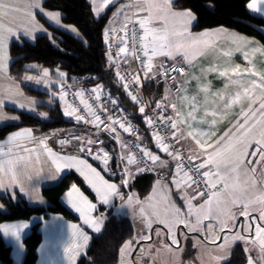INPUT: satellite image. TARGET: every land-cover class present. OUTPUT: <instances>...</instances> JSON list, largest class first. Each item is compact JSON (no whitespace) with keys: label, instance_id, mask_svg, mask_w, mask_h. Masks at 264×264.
Segmentation results:
<instances>
[{"label":"snow or ice","instance_id":"1","mask_svg":"<svg viewBox=\"0 0 264 264\" xmlns=\"http://www.w3.org/2000/svg\"><path fill=\"white\" fill-rule=\"evenodd\" d=\"M111 2V0H102L99 6L96 5V0H92L94 5L93 11L99 15L100 12ZM125 7H134L137 11L131 15L125 13L124 24L120 31H123L125 36L121 42L125 45L119 47L117 56L121 53L129 51L127 44L128 39H131V55L137 59H141V65L144 70V76L148 80L154 79L158 72L154 71L158 67L160 72H168V79L175 81V76L171 75L174 69L165 67L161 62L155 66L153 60L158 56H167L174 58L175 55L183 54L186 62H190V53L200 54L205 48L210 46V41L204 39L208 37L209 33H203L200 36H192L188 31L189 23L194 19L190 11H175L173 8V0H135V4L126 5ZM246 7L256 13H264V0H250ZM39 9L44 12L41 7V0H0V75L7 71V43L11 38L23 34L26 37H31L34 32L42 30L39 23L36 21L34 11ZM144 13V15H140ZM50 20L59 24L58 13H44ZM131 25V27H129ZM138 25V28L136 27ZM75 31V29H72ZM115 31V29H112ZM129 33L131 34L129 37ZM105 42L108 43L109 30L104 32ZM232 39L237 42L236 51H241L239 44H250L245 37L232 34ZM203 45V47H201ZM253 53L259 52L264 55V46L252 47ZM243 56L245 60L249 58V52L244 51ZM224 56H230V52L223 53ZM108 60L116 63V75L123 80L124 77L119 71V63L113 61L111 51H109ZM127 63V60H125ZM251 63V61H249ZM35 67V66H33ZM214 70V69H210ZM151 74V75H150ZM43 77L49 76V70L43 69ZM61 77L64 73H59ZM220 77L227 79L224 90L218 91L213 95L216 100L213 101L214 108L209 110L208 87L201 88L205 93V117L211 116V121L201 120L199 123H209V127L217 124V117L223 118L230 114L234 106H239V112L236 114V119L231 127L224 132L222 136L215 140L214 143L208 144L207 148L201 143L196 135L212 137L216 133L214 131L204 132L202 130L194 132L189 130L186 135L184 130L180 129L178 125L186 124L187 129H192L193 124L188 121H196L195 113L198 110L197 97L189 98L187 95L183 97L184 100H190V111L187 113V118L177 109L175 103L165 105L164 101L169 99L170 89H166V95L161 101L155 103L153 108V115H145V120L149 125H154L160 128L161 131L169 133L168 135H160L159 132L154 133V139L157 147L166 153L172 161L175 162V171L171 183L176 189L181 190L184 195L182 199L186 200V210H181L172 201L170 189L167 184L160 180L156 181L159 187V193L154 188L153 195H150L141 201L134 194H130L127 198L129 206L133 204L139 206V212L143 217L146 227L150 230L153 223L162 224L167 228V236L172 244H177L174 229L176 225L183 224L190 232H198L203 236V241L200 243L209 249L208 255L210 261H215L219 264L222 259L219 255H213V249L209 245L215 246L216 249H224L235 241L249 242L252 246L257 247L260 259L264 260V187L257 188L256 180L254 179L257 169L252 167L253 160L249 157L259 156V163L264 167V72H257L254 68L241 69L240 65H235L231 68H225L219 72ZM11 79V77H7ZM28 80H36L37 77L28 76ZM133 83L139 84L140 80L133 77L127 83L123 84L125 90ZM231 86V90H229ZM180 91V89H178ZM187 92V89H184ZM18 95H22L17 93ZM68 92L64 91L63 87L60 90L59 98L64 101L68 96ZM74 98H78L79 104L67 103L64 108V115L75 117L77 122L83 121L85 123L95 124L98 130H105L110 133H115L114 139L121 144V148H126L128 145L120 139V134L117 132L116 125L124 132L132 130L131 125L126 126L125 123L119 119L114 118L113 114H108L107 107L99 103L101 101V89L94 87L89 92V98L85 99L84 90L76 91L73 94ZM133 101H137V96L132 92H128ZM6 94L0 96V107L5 103ZM89 99L94 100L98 104V108H94L89 103ZM30 104L34 102L30 101ZM110 103L117 104L118 102L110 98ZM83 106V111L80 108ZM171 107L175 113L167 115L168 107ZM23 108L25 105L20 104ZM156 110H159L158 112ZM140 113H145V107L139 108ZM100 113H105L106 118L102 119ZM42 116L46 115L41 113ZM179 118V119H177ZM15 119V118H13ZM157 121L159 123L157 124ZM98 122V123H97ZM103 125V129H101ZM259 128V139H257V129ZM179 133V136L177 135ZM99 135V131L96 133ZM192 138L200 151L193 154V150H187L188 154L184 157L181 149L176 147L181 144L182 140ZM80 140L81 138L76 137ZM139 139V137H138ZM35 141L30 129H24L8 136L4 142L9 145L7 150H4L3 145H0V189H13L19 186L21 193L26 191H34V187L29 184L25 187V180L31 181L32 174L28 171L31 161V153L36 151L35 148H29L20 141ZM170 141V142H169ZM69 141L61 140L60 143H68ZM257 145L258 151L249 153V146L251 144ZM103 144V141L95 139H87L81 141L80 151L91 156L93 159L101 161L104 165V170L108 171L109 154L104 151L103 147H98L95 150L93 145ZM13 145H15L13 147ZM39 146H43L49 156L54 157L52 164L55 165L56 171H60L61 167L75 168L76 171L84 178L85 182L96 193L97 197L103 204L109 203L110 196H119L121 200L124 197L116 184L109 183L91 164L85 159H81L75 155L59 156L52 152L47 147L46 140L40 139ZM139 148L140 155H127V165L135 164V174H142L144 171H154L155 167L148 166V161L152 162L153 166L167 168L169 162L161 160L160 156L153 154L146 148L135 145ZM183 145L181 144V148ZM28 153L29 155H22ZM121 159H125L122 154ZM202 160V162L195 163L194 161ZM58 161H62L63 164ZM36 162L39 163V157ZM143 164L144 167L140 165ZM125 166L121 178V184L127 186L128 178L134 177V173ZM247 165V166H245ZM206 169V170H205ZM243 169V171H242ZM21 176L24 179H21ZM128 177V178H126ZM190 181V183H189ZM207 181L206 187L201 188L200 185ZM195 187V195L188 196L187 191ZM67 202L75 211L80 214L84 225H88L95 231H100L101 221L98 218L91 216V211L96 209L97 205L90 202L88 198L81 192L75 183L66 193ZM39 198V197H38ZM203 198V202L199 205L193 203L198 199ZM42 199V198H40ZM148 209H151L149 212ZM234 209H239V215L248 218L247 224L241 223L239 225L240 231L233 230L237 227V212ZM252 212H258V217H250ZM205 221L207 223L205 224ZM28 227L27 223L18 224H0V232L5 235H11L15 240L21 239V232ZM71 229L69 238L63 242L62 248L66 256H68V264H74V256L71 255L73 251H79L82 247L81 239L84 243L87 242L88 236L83 229L77 224L68 226ZM233 233L231 236L225 233ZM248 233L245 236L243 233ZM156 235L160 236L161 231L156 230ZM150 236H145L143 239H150ZM223 241V243H218ZM131 241L121 248L123 255L127 249L131 247ZM163 249L172 251L167 244L161 246ZM161 249H157L159 252ZM142 254H143V250ZM246 251L250 249L246 248ZM142 258V257H141ZM52 264V262H49ZM139 264V261L137 262ZM203 264V261L201 262ZM248 264H258L249 257Z\"/></svg>","mask_w":264,"mask_h":264},{"label":"crops","instance_id":"2","mask_svg":"<svg viewBox=\"0 0 264 264\" xmlns=\"http://www.w3.org/2000/svg\"><path fill=\"white\" fill-rule=\"evenodd\" d=\"M44 1L45 0H41V7L44 10L43 13L39 9L33 10L36 21L39 23L42 30H38L34 32L31 37H26L21 33L17 37L11 38L7 43V49H6L7 71L5 74L0 75V96H4L6 94L5 103L2 107H0V126L5 125L7 123L20 122L21 118L17 111H23V112H27L31 114H36L45 119L48 118L47 112L43 111V109L39 110L38 105L40 104L55 106L56 103L58 102L64 113V108L61 104L60 99L52 95V92L48 91L45 88L33 87V88H37V89L44 90V91L51 93V98H48L45 100H42V99H39V98H36L34 96L27 94L25 92L24 87L25 86L32 87L30 86L31 84L24 82L23 81L24 77L21 80L17 79L10 70V65L12 62V58L10 55V46L12 42L22 41V40L33 41L35 40V38H37L40 35H49L50 31H49V28L46 26L45 22L55 27L61 28L75 36L79 35L77 34V29H75V31H72V25L70 24L67 25V23L63 21L62 13L59 10H53V9L44 7L43 5ZM89 1L92 4V8H94L92 0H89ZM124 1L125 0H111V2L104 9H115L118 6L122 5ZM101 3H102V0H96L95 6H99ZM174 10L175 11H186L184 9L183 10L174 9ZM249 11L255 15H258L264 18V13H256L250 9ZM49 12L59 14V20H60L59 24H57L55 21L50 20L44 14V13H49ZM94 13L96 16L102 15L101 12L99 13V15H97L96 12ZM193 16H194V19L190 21L189 26H188L189 33L192 36H200L203 33H209V36L204 37V39H207L210 41V46L205 48V50L200 54L190 53L189 55L190 62L185 61L183 54L175 55V58L178 59L176 61L187 65L189 68V71L179 76L178 84L180 85L181 89L179 93L177 94H173L170 91L168 102H169V105L171 103H175L177 109L183 114L185 118H187V113L188 111H190V100L186 101L183 99V97L185 95H187L189 98H191L192 96L197 97L196 102L198 104V110L195 113L197 119L196 121H188L193 124V128L187 129L186 124H180L178 125V127L184 130L185 135L187 131L189 130L193 131L194 135L199 130H202L204 132L214 131L216 135L212 137H207V136L202 137V136L196 135V138L201 140V143L205 145V148L208 151H211V149L207 148L208 144L214 143L216 139L222 136L224 132L231 127L232 123L236 119V114L239 112V106L238 105L234 106L230 114L224 116L223 118L218 116L216 118L218 121L217 124L212 126L211 128L209 127V123H199V121L201 120L210 122L212 119L211 116L205 117L204 115L205 93L201 91V88L208 87L209 89V92L207 93V96H208L207 108L211 110L212 108L215 107V105L213 104V101L216 100V97L213 94L218 91H223L225 83L227 82L226 78L219 76L220 71L224 70L225 68H231V67H234L235 65H240L241 69L254 68V70L257 72H264V55H261L259 52L253 53L251 51L252 47L254 46L255 47L264 46V42L255 36L239 32L235 29L225 28L221 26L207 28V29H203L199 31H194L192 27L196 21V16L195 14ZM122 24H124V22L120 23L119 25H122ZM119 25H115V26L111 25V26L106 27V29L110 31L111 29ZM260 29L262 33L264 34V27H261ZM232 34L245 37L251 43L250 44H239L241 51H236L235 49L237 48L238 44L232 39ZM201 47H203V45H201ZM244 51L249 52L248 60H245L242 54ZM225 52H230L231 55L226 57L223 55V53ZM129 56L130 55L127 54V57ZM164 58L165 56L155 57L153 61L159 62ZM128 59L131 60L130 58ZM249 61H251V63H249ZM210 69H214V70H210ZM61 72L64 73L61 70L58 72H56L55 70L51 72L52 73L51 79H54L56 82L57 79H62V78L65 79V78L70 77V76H67L66 73H64V76L61 77L59 75V73ZM7 77H11V79H8ZM54 88L57 91L60 90L57 88V85ZM166 89H164V93H163L164 95H166ZM184 89H187V92H185ZM229 90H231V86ZM17 93H20L22 95H18ZM65 100L67 101V103H71L67 97L65 98ZM30 101L34 102V104H30L29 103ZM21 103H23L25 107L21 108L20 107ZM41 113H44L46 115L42 116ZM171 115L175 116V113L172 110V108H171ZM66 117L70 120L76 121L74 116L73 117L66 116ZM78 128H85V129L94 131V133H92V136L89 137L88 139H95V140L103 141L102 145L100 144L93 145V149L95 150L98 147H103L104 151L109 154L110 159L108 160V168H109L108 171L104 170V165L101 163V161L93 159L91 156H88L86 153L81 152L79 150L81 141L73 143L71 147L66 150H58L57 148L54 147L53 137L55 133L66 131V130L78 129ZM24 129H30L32 131L33 136L36 137L35 141H26V140L20 141V143L24 144L25 146L36 149L34 153H31V161L28 167V171L32 174V180L31 181L25 180V187L28 188V185L31 184L35 190L26 191L25 193H21L19 190V186H16L14 191L13 189H0V208L1 209H6V205L4 204L2 200L3 196H6L10 201H16L19 198H24L31 205L47 206L49 205V201L43 195L42 188L45 186L57 184L65 174L69 172H75L82 178V180L85 183V186L93 194V196H90L79 184L75 183L77 187L81 190V192L88 198V200L97 205L96 209L92 210L90 214L93 218H98L101 221L100 231L102 230L104 222L107 216L109 215V213L119 219L127 218V216L117 217L113 211L114 207L117 206L119 202L127 201V198L130 194H134V192L138 193V191L131 186L133 180L138 175V174H135L137 166L135 164L127 165L126 157L127 155L130 154V151L127 148L122 149L121 144L114 143V145H111V146L112 148L115 149V151L111 152L109 147L107 146V141L102 138L100 133L99 135H96L97 132L95 131L96 130L95 124L85 123L83 121H80L78 122V124L74 126L67 127L61 130L51 131V132L42 131L35 127L23 126L19 129H16L10 132L4 139L0 140V145H3L5 151L7 150V147L9 146L4 143L7 140L8 136L16 132L22 131ZM259 131L260 130L258 128L257 129V139H259ZM177 135L179 136V133ZM40 139H45L47 147L50 148L52 152L55 153L56 155H59V156L75 155L81 159L87 160V162L91 164L93 168H95L98 172H100V174L104 177L105 180H107L109 183H113L118 186L121 195L124 197V200H121L119 196H110L109 203L103 204L97 197L96 193L85 182L84 178L80 175L78 171H76L75 168H66L62 166L60 171L57 172L55 165H53L51 162L54 157L49 156L45 148L43 146L38 145V141ZM140 140L142 142L143 148H146L147 150L151 151L153 154L160 156L161 160H165L167 158L168 155L157 147L154 137L147 135L146 132L143 131L140 136ZM181 144L183 145L182 148H184L185 150H193L194 155L200 151H203L202 149L198 148V146L195 143V140L192 138L182 140ZM181 144L179 145L181 146ZM14 146L15 145H13V147ZM253 151H258L257 145L255 144V142H253V144L249 146V153ZM21 154L29 155L28 153H23V152H21ZM122 154L125 157V159L123 160L121 159ZM37 157H39V163L36 162ZM249 159L253 160V164L257 163V157H255V159L253 157H249ZM58 162L63 164L62 161H58ZM195 162L199 163V162H202V160H197ZM126 165L135 175L132 178L126 177L129 179V183L127 186H123L121 184V178H122L123 170ZM259 166H261V164H259ZM162 169L165 171V175L163 177L167 180H170L173 177V173L175 171L173 163L170 161L169 166L167 168H162ZM21 179L23 180L24 177L21 176ZM70 187L67 188L61 194L60 200L69 210H71L78 217L77 221L70 220L60 213H53L49 217H46V218L40 215H35L31 217L30 219L6 221V222L1 223V224H18V223L28 224V227L22 230L21 239L19 241L15 240V238L12 237L11 235L10 237L12 238L8 240L6 238L7 235L1 232L3 238H5L4 240H6L5 242L12 246V255H13L15 264L23 263L24 256H25V246H24L23 240H24V237L31 231L32 226L36 223H39V228L43 233V238L38 247V257H37V261L35 264H49V262H52V264H68V256L64 254L62 244L70 236L71 229L68 226L71 224L79 225L83 229L84 233H86L88 236V240L86 243H84L81 239L82 247L79 249V251L76 252L74 250L73 253H71V255L74 256V264H77L79 258L85 253L86 249L88 248L91 242L92 234L97 233V231H95L93 228L89 227L88 225H84L80 217V214L77 211H75V209H73L70 204H68L66 193L70 189ZM140 197L144 198L145 196L143 197L140 195ZM101 207H103L104 210H100ZM99 212H102V213H99ZM248 260H247V264H248Z\"/></svg>","mask_w":264,"mask_h":264},{"label":"trees","instance_id":"3","mask_svg":"<svg viewBox=\"0 0 264 264\" xmlns=\"http://www.w3.org/2000/svg\"><path fill=\"white\" fill-rule=\"evenodd\" d=\"M250 0H174L173 8L191 10L196 16L192 27L199 31L213 27H225L255 36L264 42V18L255 15L246 7ZM44 7L59 10L63 21L74 24L81 36H75L61 28L47 22L49 35H40L35 40L14 41L10 46L12 62L10 70L19 80L30 71L32 64L38 63L46 68L61 70L67 76L90 75V83L97 87L108 88L114 93L120 104L130 116L139 115L138 105L128 95L120 78L116 75L113 63L108 60L104 32L110 17L111 9L96 16L89 0H45ZM123 25V24H122ZM120 26V25H119ZM25 92L36 98L45 100L51 98V93L37 88L25 86ZM164 93L162 85L151 81L148 84V95L151 101ZM39 110L48 113V118L23 111H17L20 122L7 123L0 126V140L10 132L23 126L38 128L42 131H56L74 126L78 122L68 119L57 102L55 106L38 105ZM142 131L145 130L142 125ZM107 141V140H106ZM113 142L107 141L111 152L115 149ZM155 175L138 174L131 186L141 196H146L152 187ZM73 183L79 184L90 196L91 191L85 186L82 178L75 172L65 174L54 185L42 188V193L49 201L47 206L31 205L24 198L10 201L2 197L6 209L0 208V224L6 221L30 219L35 215L49 217L53 213H60L70 220L77 221L78 217L60 200L61 194ZM103 207L100 210H104ZM135 234L134 225L129 218H116L109 213L100 232L93 233L91 242L77 264H118L120 248L123 243ZM43 233L39 223L32 226L31 231L24 237L25 256L22 264H35L38 257V247ZM247 254L241 243L232 250L231 257L223 264H247ZM0 262L1 264H15L12 246L7 244L0 232Z\"/></svg>","mask_w":264,"mask_h":264},{"label":"rangeland","instance_id":"4","mask_svg":"<svg viewBox=\"0 0 264 264\" xmlns=\"http://www.w3.org/2000/svg\"><path fill=\"white\" fill-rule=\"evenodd\" d=\"M135 4V0H125L122 5L118 6L115 9H111L110 11V17L107 22L106 27L108 26H115L119 25L120 23L124 22V16L125 13L128 15H131L133 12L137 11L134 7H125L126 5ZM108 9H104L101 14L107 12ZM190 11L193 15L194 12ZM140 15H144V13H141ZM69 25V24H67ZM72 25V29H77L78 36H81L79 29L74 25ZM159 57V56H158ZM161 57V56H160ZM163 57V56H162ZM165 58L170 60H178L175 57L169 58L165 56ZM35 66V67H33ZM31 71L27 72L24 76L23 81L27 82L28 84H31L32 87H41L45 88L48 91L52 92V95L56 96L58 99L60 90H56L54 87H56L57 80L55 82L54 79H51V69L44 68L38 63L32 64L30 66ZM43 69L49 70V76L43 77ZM58 72L57 70H55ZM32 76L37 77L39 79V83L36 80H28L26 77ZM63 108L66 107L67 101L60 100ZM255 159V157H254ZM259 156H257V163L253 164L252 167H256L257 172L254 177L257 183V188L264 187V168L262 166H259ZM243 171V170H242ZM173 178V177H172ZM172 178L170 180L165 179L164 177L156 175L153 180V184L151 187L150 192L144 197L141 198L139 193L134 192L135 196L139 197L141 201L145 200L146 197L153 195L154 188L157 190V193H159V187L156 185V181L160 180L163 183L167 184L170 191L171 199L176 204L177 207H179L182 211L186 210V200L182 199V196L184 193L181 190L176 189V187L171 183ZM190 183V182H189ZM188 196L195 195V187L188 189L187 191ZM203 202V198L198 199L196 201H193V203L199 205ZM114 213L117 217L120 216H127V218H130L133 225L135 234L134 236L125 241L123 245L128 242L131 243V247L125 251V253L121 254V248H120V257L118 264H137L139 261V264H201L203 261V264H216L215 261L209 260V249L204 247L200 242L203 241V236L198 232H190L185 228L183 224L176 225V228L174 229L175 238L178 241L177 244H172L171 240L167 236V228H165L162 224L153 223L151 229L149 230L146 227L145 221L143 217L141 216L139 212V206L133 204L132 206H129L127 201H121L117 206L113 209ZM150 212L151 209H148ZM234 211L237 212V227L233 230V233L235 231H240L239 225L241 223L247 224L248 218H245L244 216L239 215V209H234ZM102 213V212H99ZM258 212H252L250 214V217H258ZM207 221H205V224ZM159 229L161 231V235H156V230ZM233 233H225L229 236H231ZM245 236L248 235V233H243ZM145 236H150V239H143ZM8 240H10V235H7L6 237ZM5 239V238H4ZM6 241V240H5ZM218 243H223V241H218ZM241 243L247 257H251L254 261H257L258 264H264V260L260 259L259 251L257 247L252 246V244L249 242L246 244L244 241H235L232 242L229 246L225 247L224 249H216L215 246L209 245L210 248L213 249V255H219L222 257V259L219 261V264H223L229 258L231 257L233 248L238 244ZM163 244L169 245V247L172 249V251L163 249L161 246ZM247 249H250V251H246ZM157 249H161L159 252H157ZM143 250V254L142 251ZM142 257V258H141ZM1 264V262H0Z\"/></svg>","mask_w":264,"mask_h":264},{"label":"built area","instance_id":"5","mask_svg":"<svg viewBox=\"0 0 264 264\" xmlns=\"http://www.w3.org/2000/svg\"><path fill=\"white\" fill-rule=\"evenodd\" d=\"M122 27L123 25H120L113 28L115 29V31H112V29L109 31L108 43H106L107 50L108 52L111 51L113 56V61L119 63V71L121 75L124 77L123 80L120 79L123 84L127 83L129 80H132L133 77H137L140 80L139 84L133 83L129 86L127 90L128 92H132L133 95L137 96V101L134 102L138 105V109L141 106L145 107V113H139V115L130 116L125 110V108L120 104L118 97L114 93H112L108 88L105 87H99L101 89V101L99 103H102L107 107L108 114H113L114 118L119 119L121 122L125 123L126 126H128L129 124L131 125L132 130L130 132H124L123 129H120L119 126L116 125L117 132L120 134V139L128 145V147L126 148L130 151V154L137 155L139 157L140 155H142V153H140L139 148L135 147V145L139 144L140 147H142V142L140 140V136L143 132L141 123L145 127L144 132H146L147 135L152 137H154V133L157 132H159L160 135H168L170 134L171 131V129H169V133H165L161 131L160 128L154 125H149L145 120V115L152 116L154 114L153 108L155 107V103L157 101H161L165 97V95L162 94L158 96L154 101H151L148 95V84L151 81H154L156 84L162 85L164 89L166 88L170 89L171 93L177 94L179 93L178 89H181L180 85L178 84L179 76L187 73L189 71V68L184 63H180L174 60L164 58L159 62L153 61V63L155 66H158L162 62L165 67L174 69L171 75L175 76V81L168 79L169 73L160 72L158 67L154 68V71H157L158 75L152 80L146 79V77L144 76V70L141 65V59H143V57H141V59H137L131 55L132 44L130 38L128 39V44H127L129 51L126 53H121L119 54V56L116 55V53L118 52V48L125 46L121 42L122 38H124L125 36L124 32L120 31ZM129 27H131V25H129ZM136 27L138 28V25H136ZM130 35L131 34L129 33V37ZM127 54L130 56L127 57ZM128 58H130L131 60H129ZM125 60H127V63H125ZM112 63H113L114 71L116 73L117 72L116 63L114 62ZM90 79H91L90 75H73L65 79L63 78L58 79L56 85L57 88L60 90L63 87L64 91H67L69 93L67 98L70 100V102L71 103L74 102L78 105L79 104L78 98H74L72 94L76 91L84 90L85 99H88L90 90L94 87H97L89 82ZM110 98L112 100L117 101L118 103L117 104L110 103ZM89 103L92 104L94 108H98V104L94 100L89 99ZM164 103L165 105H169L168 100H165ZM80 108L83 111L82 105H80ZM156 111L158 112L159 110ZM100 114L102 119L106 118L105 113H100ZM167 115H171L170 106L168 107ZM158 123L159 121H157V124ZM101 129H103V125H101ZM95 131L96 132L99 131L103 139L116 144H120V142L114 139V136L116 135L115 133H110L105 130H98L97 128ZM92 133H94V131L85 128H78V129L58 132L54 134L53 145L58 150H66L70 148L73 143L79 141H86L89 137L92 136ZM76 137H79L81 139L77 140L75 139ZM61 140L69 141V142L61 144L60 143ZM176 147L178 149H181V153L184 157L187 156L188 154L187 150L181 148L179 144H177ZM165 160H167L168 162L171 161L175 168V162L172 161L169 156H167ZM147 163L148 166L155 167V170L154 171L146 170L143 173L158 175L161 177L165 175V171L161 167L153 166L151 161H148ZM140 166L144 167L143 164H141ZM206 184L207 181L202 183L200 187L203 189L206 187Z\"/></svg>","mask_w":264,"mask_h":264}]
</instances>
